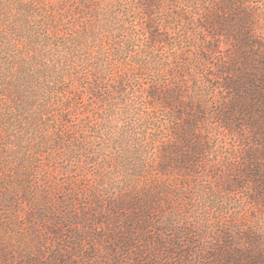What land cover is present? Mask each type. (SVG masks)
I'll return each instance as SVG.
<instances>
[{"label":"rangeland","instance_id":"1","mask_svg":"<svg viewBox=\"0 0 264 264\" xmlns=\"http://www.w3.org/2000/svg\"><path fill=\"white\" fill-rule=\"evenodd\" d=\"M159 1L0 0V264H264V0Z\"/></svg>","mask_w":264,"mask_h":264},{"label":"trees","instance_id":"2","mask_svg":"<svg viewBox=\"0 0 264 264\" xmlns=\"http://www.w3.org/2000/svg\"><path fill=\"white\" fill-rule=\"evenodd\" d=\"M174 1V0H172ZM198 0H182V2L185 4V6H188L192 9H196L199 8L198 5H196L195 3H197ZM160 1L159 0H144V3L140 6L138 5V7H140L141 13L142 15H149V13L151 12V7H159L158 3ZM241 3L240 0H215L213 1V3L211 4V11L208 15V19H207V24L209 22V24H213L215 26H218L219 28H226L228 29L230 32L229 34L232 35V37L234 38L236 44H237V48L239 50V54H243L241 53V46L243 45H248L251 43V33L249 31V22L251 20L250 15H248L246 12H244V9H242L243 7L240 6ZM158 5V6H157ZM214 6V7H213ZM184 10V9H182ZM180 15V14H179ZM177 19H183V15L178 16ZM124 26V25H123ZM127 28L126 30H128L129 35H131V33L133 32V29L129 30V27H125ZM150 26L148 25L147 27V33L144 39H141L140 41L144 43L145 47V51H143L144 53L138 54L135 53L134 54V58H137L140 60V63L145 64V66L149 63H153V67L149 66V68L155 69L157 68V71L155 72L154 79L151 85H161V79L158 73V69L160 68V56L158 54V52L155 49V46L153 45V43H159L160 41H162L161 35L156 34L155 32H151L149 31ZM136 33L138 32L137 30H135ZM127 34V33H126ZM139 35V32H138ZM140 37V35L138 36V38ZM127 47L130 48V51H132L133 48H135V41L133 39H131V36H127ZM139 40V39H137ZM213 47H215L214 43H208L206 46L202 47L199 52L200 55H202L203 57H205L204 53L205 51H209L211 50ZM206 48V49H205ZM142 65H140L141 67ZM138 67V68H140ZM148 68V67H147ZM121 84V82H120ZM178 85V84H177ZM158 88L157 86H152L150 88V91H148V98H152V99H159L160 103H165V99L168 96L173 98L178 96V93L175 91H170L168 93H164L161 96L158 93ZM167 96V97H165ZM196 129V124L194 121L188 120L186 121V137L187 139L191 138V136L194 134L193 132ZM186 139V140H187ZM188 141V140H187ZM168 160H170L172 163L174 162L173 158H169ZM176 162V161H175ZM119 206V203L118 205ZM133 222L134 225L136 226L137 230H143L146 227L147 222L146 221H140V218L138 216H134L132 215V217H130L129 219H127V224L124 227V230L127 234L130 233V230L133 228V226H131V224H128L129 222ZM122 243L123 242H127V238L122 239ZM129 241V240H128Z\"/></svg>","mask_w":264,"mask_h":264}]
</instances>
